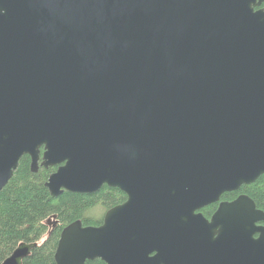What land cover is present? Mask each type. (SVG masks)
<instances>
[{
	"label": "water",
	"instance_id": "water-1",
	"mask_svg": "<svg viewBox=\"0 0 264 264\" xmlns=\"http://www.w3.org/2000/svg\"><path fill=\"white\" fill-rule=\"evenodd\" d=\"M24 156L127 196L56 264H264L251 197L197 213L264 175V0H0V192Z\"/></svg>",
	"mask_w": 264,
	"mask_h": 264
},
{
	"label": "trees",
	"instance_id": "trees-1",
	"mask_svg": "<svg viewBox=\"0 0 264 264\" xmlns=\"http://www.w3.org/2000/svg\"><path fill=\"white\" fill-rule=\"evenodd\" d=\"M53 172V168L41 167L33 173L30 157L24 156L13 178L0 192V264L21 243L39 244L24 264H56L55 254L65 227L78 220L84 226H99L103 218L97 219L90 214L95 208L101 206L106 212L127 200L121 190L108 186L94 194L65 192L54 198L46 187ZM243 194L251 197L257 208L264 212V175L255 183L227 194V199L234 200ZM54 219L57 222L50 227ZM86 264L106 263L96 259Z\"/></svg>",
	"mask_w": 264,
	"mask_h": 264
},
{
	"label": "flooded vegetation",
	"instance_id": "flooded-vegetation-1",
	"mask_svg": "<svg viewBox=\"0 0 264 264\" xmlns=\"http://www.w3.org/2000/svg\"><path fill=\"white\" fill-rule=\"evenodd\" d=\"M42 152H43V149H42ZM42 166L40 165V167H39V169L41 168ZM44 168V167H43ZM44 169H46V168H44ZM48 169H50V168H48ZM54 169V172L53 173H55L57 170H58V167H55V168H53ZM52 173V174H53ZM51 174V175H52ZM227 194H230V193H225V194H223L222 195V197L220 198V201L219 202H217V203H214V204H211V205H208V206H206V207H204V208H202V209H200V210H198L197 211V213L198 214H202L207 220H211V218L213 217V215H214V213L217 211V209H218V207H219V205L221 204V203H223V202H232V201H234V200H230L229 198L227 199ZM108 211V210H107ZM107 211L105 212V214L107 213ZM105 214H104V216H103V220H104V217H105ZM103 220H102V223H103ZM55 224H56V220L54 219V221H53ZM50 223V222H49Z\"/></svg>",
	"mask_w": 264,
	"mask_h": 264
},
{
	"label": "rangeland",
	"instance_id": "rangeland-1",
	"mask_svg": "<svg viewBox=\"0 0 264 264\" xmlns=\"http://www.w3.org/2000/svg\"><path fill=\"white\" fill-rule=\"evenodd\" d=\"M105 208H103V207H101V206H99V207H97V208H95L90 214L94 217H96L97 219H99V218H103V216H104V214H105ZM103 214V215H102ZM101 218V219H102ZM52 225H53V221H51V223H50V227H52Z\"/></svg>",
	"mask_w": 264,
	"mask_h": 264
}]
</instances>
